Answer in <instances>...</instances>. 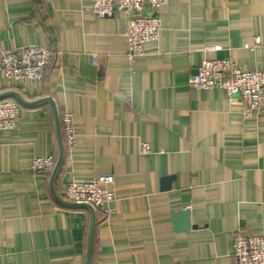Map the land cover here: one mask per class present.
Returning <instances> with one entry per match:
<instances>
[{
	"label": "crops",
	"instance_id": "0c3cea01",
	"mask_svg": "<svg viewBox=\"0 0 264 264\" xmlns=\"http://www.w3.org/2000/svg\"><path fill=\"white\" fill-rule=\"evenodd\" d=\"M95 1L0 0V52H53L42 80L0 70V100L20 107L0 130V264H236V234L264 235V112L245 117L239 98L190 80L205 59L264 70V0H171L133 63L127 16L101 19ZM61 143L58 168L33 173ZM103 174L111 216L63 202L67 184Z\"/></svg>",
	"mask_w": 264,
	"mask_h": 264
},
{
	"label": "built area",
	"instance_id": "2783aa9c",
	"mask_svg": "<svg viewBox=\"0 0 264 264\" xmlns=\"http://www.w3.org/2000/svg\"><path fill=\"white\" fill-rule=\"evenodd\" d=\"M171 0H96L93 4L95 14L107 18L115 11H122L127 16L128 28L126 40L128 50L126 59L133 63L143 55L144 45L156 41L161 36L162 23L156 10L169 4ZM256 38V44H259ZM247 48H251L246 44ZM211 48H206V51ZM50 49L38 46H25L0 52V70L9 80L33 83L42 80L52 58ZM97 64V55H93ZM193 88L200 90L224 89L230 103L239 98L242 114L253 117L264 112V70L244 71L230 59H205L198 68V73L190 80ZM60 125L64 144L73 148L76 143L75 119L70 112L60 115ZM20 121L19 104L10 98L0 100V130L15 129ZM147 144L142 146L143 153H150ZM56 160L53 156L37 157L32 164V172L54 171ZM115 178L112 174L98 175L92 180H73L62 192L64 202L74 206L90 207L93 210L105 208L109 217L114 213L111 204L116 200ZM233 257L236 264H264V235L240 232L233 242Z\"/></svg>",
	"mask_w": 264,
	"mask_h": 264
},
{
	"label": "water",
	"instance_id": "95a60500",
	"mask_svg": "<svg viewBox=\"0 0 264 264\" xmlns=\"http://www.w3.org/2000/svg\"><path fill=\"white\" fill-rule=\"evenodd\" d=\"M50 101V100H49ZM63 153H64V151H63V144L61 143V157H60V159H59V162L57 163V165H56V168H55V170L58 168V166L60 165V162H61V160H62V157H63ZM55 195V194H54ZM55 198L57 199V200H59V201H61L62 202V200L58 197V196H56L55 195ZM64 202V201H63ZM64 203H66V202H64ZM88 208H90V207H88ZM92 211H93V209L92 208H90Z\"/></svg>",
	"mask_w": 264,
	"mask_h": 264
}]
</instances>
